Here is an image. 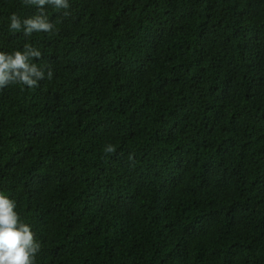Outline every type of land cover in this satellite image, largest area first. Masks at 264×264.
Returning <instances> with one entry per match:
<instances>
[{
  "label": "trees",
  "instance_id": "trees-1",
  "mask_svg": "<svg viewBox=\"0 0 264 264\" xmlns=\"http://www.w3.org/2000/svg\"><path fill=\"white\" fill-rule=\"evenodd\" d=\"M69 4L25 36L37 6L0 0V52L45 72L0 89L35 264H264V0Z\"/></svg>",
  "mask_w": 264,
  "mask_h": 264
},
{
  "label": "clouds",
  "instance_id": "clouds-1",
  "mask_svg": "<svg viewBox=\"0 0 264 264\" xmlns=\"http://www.w3.org/2000/svg\"><path fill=\"white\" fill-rule=\"evenodd\" d=\"M24 3L37 6L39 14L21 21L13 13L9 18V27L13 32L22 30L25 36L33 32L53 31L54 25L43 11L46 5L57 9L70 8L69 0H24ZM69 14L68 11L64 12L65 16ZM40 56V51L31 46H26L24 51H14L11 54L0 52V89L9 84H20L28 88L38 87V82L45 78V72L30 60L39 59ZM52 76L53 73L49 70L47 78L51 79ZM107 151L112 152L114 148L109 146ZM15 209V202L0 193V264H35L40 244L31 226L21 222Z\"/></svg>",
  "mask_w": 264,
  "mask_h": 264
}]
</instances>
